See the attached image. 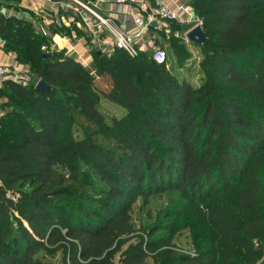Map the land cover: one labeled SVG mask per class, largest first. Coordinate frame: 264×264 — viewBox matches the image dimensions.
<instances>
[{"label": "trees", "instance_id": "1", "mask_svg": "<svg viewBox=\"0 0 264 264\" xmlns=\"http://www.w3.org/2000/svg\"><path fill=\"white\" fill-rule=\"evenodd\" d=\"M189 4L206 35L198 87L146 52L94 54L89 72L0 16L4 50L48 86L0 89L16 108L0 115V264H43V251L61 264H264V0ZM102 99L125 115L108 123ZM183 217L203 231L194 254L172 243Z\"/></svg>", "mask_w": 264, "mask_h": 264}, {"label": "rangeland", "instance_id": "2", "mask_svg": "<svg viewBox=\"0 0 264 264\" xmlns=\"http://www.w3.org/2000/svg\"><path fill=\"white\" fill-rule=\"evenodd\" d=\"M67 2L68 5H64L65 3L62 4V8L65 9V11L70 12L71 15L72 14L75 15L74 9L76 8V5L71 0H67ZM189 3L190 0H184L183 5L186 4V7L188 9L186 8V13H181L179 22H168V23L161 22V29L154 31L152 33V37H154L153 39L156 38V42H157L156 46L162 48L166 53L167 65H168L167 68L178 79L187 80L192 86L198 87L200 84V80L202 78V72L200 71L199 63L203 57L202 56L203 51L201 47L194 46L185 40V33L191 28H193L195 25L199 24L198 18L195 15L193 9L191 8V4ZM70 24L71 26H74L77 29H81L79 28L80 27L79 22L76 19ZM150 31L153 30L150 29ZM150 31H149V35H150ZM41 35L43 34L41 33ZM51 39H52L51 42L49 41V43L44 44L42 51H44L45 53L60 51L66 53V56L68 57L71 58L75 57V59L78 61L77 63L80 64L82 67L83 65L80 63L81 61L84 64H86L84 62V56L80 53L79 54L76 53L75 46H73L70 42L64 41L63 39L62 41H60L61 40L60 38L59 40H55L54 37ZM0 41L3 45L2 48L4 49L6 47L5 44H7V42L6 40L3 41L2 39H0ZM8 43L10 44L9 41ZM175 48L178 49L179 55L176 54ZM94 52H92L91 54L92 62L88 66H86V68L84 67L87 71L92 73L95 69ZM146 53L150 55V51H147ZM25 67L27 68L24 70V73L21 74V75H26L25 85L23 83L22 84L20 83V85L23 86L32 85L35 88L40 80H38L35 76H33L32 73H30L28 66ZM2 88H3V84L0 85V89ZM13 110H16L15 106L12 105L10 101H7L5 98L0 97V115L1 114L3 115V113L5 115L9 111H13ZM99 110L108 123L113 118L119 119L122 116H124L126 113L125 110L105 99L101 100ZM75 136L79 139L81 137L80 132L76 131ZM9 197L13 198L14 200L17 198L16 195L14 196L12 194H9ZM165 203H166L165 197H161L159 199L158 198L153 199L150 204L146 205L143 212L145 213V211L148 208L149 209L159 208ZM140 206H141V200L139 199L137 200L136 204L133 206V212H132L133 220L136 226H138L142 221L145 222V214L140 213L141 210L139 211ZM172 223L173 225H175L176 228L175 235L172 238V243L175 249L180 254H188V255L194 254L198 249L204 247L203 231L191 217L177 218L173 220ZM136 236L137 235L130 237L126 241L128 243H133L136 240ZM125 247L126 245L123 246L122 249H125ZM119 255L120 253L114 255L113 264H118ZM38 257L41 259V262L43 264H61V256L59 252L56 253L55 255H52L43 251L38 254ZM148 263L152 264L151 259H148ZM163 264H171V263L165 262Z\"/></svg>", "mask_w": 264, "mask_h": 264}, {"label": "crops", "instance_id": "3", "mask_svg": "<svg viewBox=\"0 0 264 264\" xmlns=\"http://www.w3.org/2000/svg\"><path fill=\"white\" fill-rule=\"evenodd\" d=\"M153 1L144 0L145 7H150ZM161 2L171 9H175L178 4H184V0H161ZM62 4H64L63 1L53 2L51 0H0V16L30 23L37 33H42L48 38V43L49 41L51 42L53 37L55 40L60 38V41L63 39L70 42L75 46V52L84 56V62L90 64L92 62L91 54L96 48L95 41L88 38L87 34L80 29L77 30L79 35L77 34L76 36L74 33L71 37L72 30L70 31L69 29L72 27L70 20L73 14L71 15L70 12L65 11L62 8ZM91 4L94 5L95 11L101 16L113 19L121 30L129 34L135 32L133 17H135L136 12L142 14V10L138 11L139 5L122 2V0H91ZM184 6L186 7V4ZM154 31L156 30L150 31L148 38H154L152 37ZM101 35L106 36L107 32L104 31ZM148 38L145 40L147 41ZM153 40H155L156 44V38ZM2 46L0 41V65L15 66L24 70L27 68L17 62L14 53L6 52ZM72 58L78 62L75 57Z\"/></svg>", "mask_w": 264, "mask_h": 264}, {"label": "built area", "instance_id": "4", "mask_svg": "<svg viewBox=\"0 0 264 264\" xmlns=\"http://www.w3.org/2000/svg\"><path fill=\"white\" fill-rule=\"evenodd\" d=\"M71 1L76 5V8L74 9L75 15H72L70 21L73 22L76 19L79 22L80 30L95 41V52L110 56L114 50H122L128 56L135 57L139 53L150 51V56L156 64L166 63L167 57L165 51L157 47L152 38H148L150 29L160 30L161 22H179L181 13H186V7L183 4H178L175 9H171L161 0H154L150 7H145L144 0H122V2L137 4L139 5L138 11L142 10V14L136 12L133 17L135 32L129 34L121 30L113 19L103 17L95 11L91 2ZM104 31L107 32L106 36L101 35ZM146 38H148L147 41ZM80 63L85 68L89 65L82 61ZM22 73H24L22 68L0 65V85L5 81L25 85L26 75H21Z\"/></svg>", "mask_w": 264, "mask_h": 264}, {"label": "water", "instance_id": "5", "mask_svg": "<svg viewBox=\"0 0 264 264\" xmlns=\"http://www.w3.org/2000/svg\"><path fill=\"white\" fill-rule=\"evenodd\" d=\"M185 40L194 46H202L206 41V35L202 30L201 25L197 24L193 28L188 30L185 33ZM96 55L99 57L101 54L97 51ZM43 56L47 58L49 57L48 54H44ZM34 89L37 92H43L48 89V86L42 80H40Z\"/></svg>", "mask_w": 264, "mask_h": 264}]
</instances>
